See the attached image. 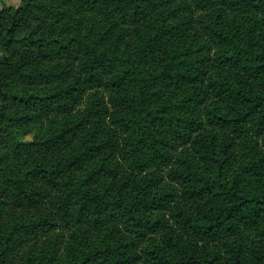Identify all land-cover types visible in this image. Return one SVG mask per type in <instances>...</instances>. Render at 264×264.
<instances>
[{"label": "trees", "instance_id": "1", "mask_svg": "<svg viewBox=\"0 0 264 264\" xmlns=\"http://www.w3.org/2000/svg\"><path fill=\"white\" fill-rule=\"evenodd\" d=\"M0 264H264V0L4 2Z\"/></svg>", "mask_w": 264, "mask_h": 264}, {"label": "crops", "instance_id": "2", "mask_svg": "<svg viewBox=\"0 0 264 264\" xmlns=\"http://www.w3.org/2000/svg\"><path fill=\"white\" fill-rule=\"evenodd\" d=\"M10 4L16 6L19 3V0H0V9L3 3Z\"/></svg>", "mask_w": 264, "mask_h": 264}, {"label": "rangeland", "instance_id": "3", "mask_svg": "<svg viewBox=\"0 0 264 264\" xmlns=\"http://www.w3.org/2000/svg\"><path fill=\"white\" fill-rule=\"evenodd\" d=\"M12 6H14V5H12Z\"/></svg>", "mask_w": 264, "mask_h": 264}]
</instances>
